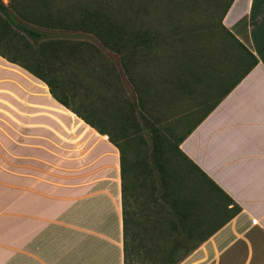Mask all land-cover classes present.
I'll return each instance as SVG.
<instances>
[{
  "label": "crops",
  "instance_id": "1",
  "mask_svg": "<svg viewBox=\"0 0 264 264\" xmlns=\"http://www.w3.org/2000/svg\"><path fill=\"white\" fill-rule=\"evenodd\" d=\"M226 6L257 63L179 148L239 209L178 264H264V0ZM15 65L0 56V116H17ZM73 115L0 129V264H123L119 150Z\"/></svg>",
  "mask_w": 264,
  "mask_h": 264
},
{
  "label": "trees",
  "instance_id": "2",
  "mask_svg": "<svg viewBox=\"0 0 264 264\" xmlns=\"http://www.w3.org/2000/svg\"><path fill=\"white\" fill-rule=\"evenodd\" d=\"M138 2L139 0H9L5 4L0 0V40L9 41V47L15 53L10 55L0 50V56L42 80L55 100L99 133L106 134L119 150L123 264H134L135 253L129 192L133 189V184L143 185L144 177L138 172L139 164L128 160L124 141L131 139V135L125 134L120 141L117 140L102 116L107 115V110L112 105H116L119 112H125L127 107L132 123L138 126L137 114H140L139 109L144 106L143 91L148 93L151 85L159 79L167 83L175 82L177 91L190 94L193 89L188 87V83L194 76L193 72L179 73L176 76L160 72L153 74L152 68L159 65L162 59L161 54L155 51L159 34L153 25L146 23ZM226 9L227 6L221 17ZM221 17L217 26L224 40L237 50L238 64L245 68L203 116L176 140L173 145L176 164L171 166L165 151L159 149L155 156L158 159L156 166H147L145 176L151 180L156 177L164 192L176 195L174 201L182 214L180 223H187V226L174 236L172 231L176 226L175 221L164 219L169 223V231L162 244L154 242L153 236L150 238V246L145 248L140 264H178L239 209L233 205L230 208L232 212L221 224L211 231H204L202 219H191L192 207L189 205V200L193 198L192 204L196 205L193 207H202V200L197 199V195L190 191L186 198L179 196L189 189L187 182L192 178L199 184L198 193H204L205 188L209 187L218 198L226 199L225 208L229 209L228 205L232 204L231 198L179 148L181 141L196 123L257 63V58L251 51L222 24ZM79 31L93 33L101 47L78 39L81 36ZM192 35L195 41L199 40L196 30ZM12 40L16 41L11 42ZM104 50L118 55L117 61H113ZM196 56L194 65L205 66L208 63L209 58L200 50L196 52ZM127 85L131 86L130 91L127 90ZM61 87L63 91L60 94L58 91ZM77 97L81 100L79 106L72 104ZM161 220L158 216L153 222L160 223Z\"/></svg>",
  "mask_w": 264,
  "mask_h": 264
},
{
  "label": "rangeland",
  "instance_id": "3",
  "mask_svg": "<svg viewBox=\"0 0 264 264\" xmlns=\"http://www.w3.org/2000/svg\"><path fill=\"white\" fill-rule=\"evenodd\" d=\"M8 1L3 0L5 4H8ZM227 2L228 0L138 2L146 23L153 25L159 34L158 47L155 51L161 54L162 59L161 65L152 68L153 74L160 72L176 76L179 73L193 72L194 76L188 83V87L193 89L190 94L177 91L175 82L167 83L159 79L151 85L148 93L143 91L144 106L139 109L140 114H137L138 126L132 123L130 115L127 114V107L125 112H119L117 106L112 105L107 110V115L102 116L108 123L107 128L117 140L120 141L125 134L131 135V139L124 141L128 160L139 164L138 172L144 177V184L140 186L133 184V189L129 192L133 216L134 264H140L141 258L145 255V248L150 246L152 236L154 242L162 244L165 234L169 231V223L165 220L175 221L176 226L172 231L174 236L187 226V223H180L182 214L174 201L176 195L164 192L165 190L158 185L156 177L155 180L148 179L145 176L147 166H156L158 159L155 156L159 149L165 151L168 163L174 166L176 162L173 157V145L176 140L214 104L225 89L224 86L233 82L245 68L244 65L238 64L237 50L224 40L217 26ZM195 30L199 34L198 41H195L192 35ZM78 33L81 35L78 39L87 40L101 47L93 33L84 31ZM0 50L6 54H15L7 40H0ZM199 50L209 58L205 66L194 65L198 57L196 52ZM104 51L113 61H117L118 55ZM13 68L19 70L17 116H0V129H9L11 123L22 129L28 123L27 118L33 119L35 116H74L73 112L52 98L51 94L49 97L42 94L43 88L46 87L42 80L17 65ZM50 75L49 77L54 79ZM66 77L67 75L64 76ZM130 88L131 86L127 85L128 91ZM62 91L61 87L58 92ZM80 102V97H77L72 104L79 106ZM13 118L14 121L11 122ZM156 144L158 146H155ZM187 184L189 189L179 196L186 198L190 191L197 195V199L202 200V207H193L196 206L192 204L193 198L189 200V205L192 207L191 219H202L204 231L213 230L230 215L232 210L224 207L226 199L218 198L209 187L205 188L204 193H198L199 184L192 178ZM158 216L162 218L161 222L154 223L153 219Z\"/></svg>",
  "mask_w": 264,
  "mask_h": 264
}]
</instances>
